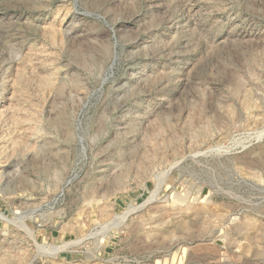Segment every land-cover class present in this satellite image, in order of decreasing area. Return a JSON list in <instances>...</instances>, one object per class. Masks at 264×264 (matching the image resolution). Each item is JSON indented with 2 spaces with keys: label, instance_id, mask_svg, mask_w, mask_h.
I'll use <instances>...</instances> for the list:
<instances>
[{
  "label": "rangeland",
  "instance_id": "1",
  "mask_svg": "<svg viewBox=\"0 0 264 264\" xmlns=\"http://www.w3.org/2000/svg\"><path fill=\"white\" fill-rule=\"evenodd\" d=\"M0 264H264V0H0Z\"/></svg>",
  "mask_w": 264,
  "mask_h": 264
}]
</instances>
